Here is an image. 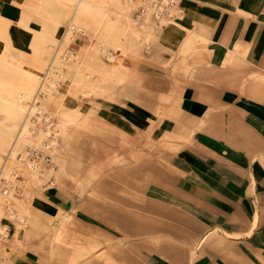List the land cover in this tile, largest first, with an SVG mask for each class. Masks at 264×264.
<instances>
[{
    "label": "crops",
    "instance_id": "crops-1",
    "mask_svg": "<svg viewBox=\"0 0 264 264\" xmlns=\"http://www.w3.org/2000/svg\"><path fill=\"white\" fill-rule=\"evenodd\" d=\"M38 3L0 0V15L11 20L18 45L22 7ZM170 7L171 22L157 32L154 58L139 57L141 48L128 59L137 79L124 87L135 95L84 102L98 125H106L92 136L121 129L126 138L138 137V149L119 153L128 164L131 156H147L142 145L154 143V180L145 185L150 200H122L117 219L99 208L74 209L54 190L36 200L38 218L27 219L30 236L48 237L76 220L82 249L90 254L78 264H109L99 255L115 260L119 251L122 264H264V0H171ZM193 34L205 40H192L184 53ZM175 76L180 89L164 100ZM169 142L176 147L165 146ZM27 247L22 263L48 264L46 255L34 258L37 250Z\"/></svg>",
    "mask_w": 264,
    "mask_h": 264
},
{
    "label": "bare ground",
    "instance_id": "bare-ground-1",
    "mask_svg": "<svg viewBox=\"0 0 264 264\" xmlns=\"http://www.w3.org/2000/svg\"><path fill=\"white\" fill-rule=\"evenodd\" d=\"M144 2L39 0L35 8L23 6L17 23L31 31L30 52L35 62L30 68L25 65V53L13 47L9 31L11 20L0 15V38L3 40L0 112L5 119L0 122V160L6 157L2 160L4 164L14 163L20 153L23 157L28 156L31 147H43L51 154L48 166L42 160L35 163L29 160L25 173L27 175L31 170L30 174L38 182L51 176L59 179L71 162L74 142L96 129L106 130V125H98L93 109L82 111L80 101L95 102L102 94L117 92L115 88L121 84L132 86L136 82L137 74L128 65V59L131 54L140 53L143 45L156 39L162 27L159 23L156 26L148 23L150 12L146 8L143 10L145 17L139 20L141 23L133 19L132 10L138 5L143 6ZM162 3L154 11H161L164 15L162 22H166L169 18L165 14L170 11L171 0H163ZM88 31L95 36L96 43L85 46L77 38ZM194 39L205 40L200 35L189 36L182 49L184 53L191 50ZM68 48L73 50L67 51ZM180 86L175 76L171 92L162 98L170 100L172 91ZM32 116L45 119L46 127L33 123ZM50 118L53 126L49 124ZM113 132L125 141L127 134L123 130L115 129ZM165 146L176 147L170 142ZM22 167L19 164L18 168ZM18 168L13 169L12 178ZM15 191V188L10 191L4 188L2 194L11 198ZM27 209L22 207L18 215L23 222L27 221V214H31ZM5 231L0 225V233ZM15 235L14 245L20 242Z\"/></svg>",
    "mask_w": 264,
    "mask_h": 264
},
{
    "label": "rangeland",
    "instance_id": "rangeland-1",
    "mask_svg": "<svg viewBox=\"0 0 264 264\" xmlns=\"http://www.w3.org/2000/svg\"><path fill=\"white\" fill-rule=\"evenodd\" d=\"M162 1L163 0H145L143 3L146 10L150 12L148 23H153L156 26L157 22L159 26L163 27L171 22L170 17L167 16V12L165 17L169 19L166 22H162L164 16L161 14L162 12L159 10L156 12L154 11L155 7L163 4ZM143 6L140 7L143 8ZM131 14L133 19L140 23L141 21L139 20L145 17L139 5L134 7ZM156 14L159 15L160 20L155 18ZM70 15L71 13L69 16ZM16 32L19 38H21L20 40H22V45L13 42V47L25 53V65L27 68H30L35 62L30 52L32 50L30 45L31 31L27 29H18ZM10 34L11 37L14 36L12 30ZM77 39L85 46L96 43L95 36H92L89 31L79 35ZM158 47L156 39L151 40L149 43L143 45L141 50L142 54H140L139 57L144 56V58H146V55H150L151 58H154V54ZM2 50L3 40L0 38V52ZM71 50L73 49L68 48L67 51ZM104 59L107 61V57L104 56ZM162 66L166 69L170 67L169 62H164ZM115 89L117 90L118 86ZM136 92L134 88L130 90L125 88L124 84H121L117 92L102 94L98 96L97 99L100 97L116 99L118 95L122 97H132ZM146 97L148 100H151L150 102L153 104L155 100L154 94L148 93ZM75 104L76 102L72 105ZM80 104L83 112L89 109V105H84V102L80 101ZM151 109L155 111V109ZM2 121H5V119L3 113L0 112V122ZM32 121L43 128L46 127L44 124L45 119L40 120L37 116H32ZM49 122V124L53 126L52 118H50ZM89 135L81 137L74 142L71 162L66 169L67 171L64 172L59 179H55L54 176H51L42 182H38V179L30 174L31 170L28 171L26 175L25 168L29 160L33 163L42 160L43 162L45 161L44 164L48 166L51 161V154L43 147L29 148L28 156L25 157H23L21 153L18 154L14 163L9 161L7 164H4L2 160L6 157L0 160V212H2L0 216V225L2 228L6 229L5 232L0 233V262L4 261V264H24L22 263L23 260L29 257L26 251L28 249V244L29 247L31 245V248L38 252L36 253L34 251L36 253L33 255L34 258L41 259V257L46 255L45 260L48 264H68V259L73 254L75 255L73 264H78L83 257H88V255H90L86 253L87 249L86 251L82 249L84 242H82V237L80 236L81 226L76 220L65 223L64 226L56 231L58 233L52 230V233H49L48 237H41L39 239L31 237L32 233L30 230H32L31 228L33 227L32 222L28 220L23 222V219L18 217L22 207L26 206L28 208V213L31 212V214H34V216L38 218L39 211L35 208L36 200H39V197L42 198L49 193L52 194L54 190H57L64 198L70 200L73 203L72 206L74 209L81 210L80 208H82L86 212V210L89 211L90 209L97 211L99 208V212L114 214L117 219H121L122 217V200H136L135 202H138V200H150L146 196L147 188H145V185L154 180V154L156 153V149L152 146L154 143H149L151 142L149 140L147 145H142V153H147V156L143 157L141 161L137 154L134 157L131 156L132 162L128 164L130 159L122 154H124L126 151L125 149L129 146H134L138 149V137H128L125 141H122L121 137L119 139V135H116V133L111 134L112 136H107L105 132H100V134L94 136ZM119 153H122V156H120ZM158 162L159 169L164 170L165 163H163L162 160ZM19 164L23 165V167L18 168ZM124 164L127 165L124 166ZM14 168H18L19 170L15 173V177L13 176L12 178L11 175L14 174ZM166 171L165 169V172ZM4 188L9 191L11 188H15L16 191L13 192L14 196L8 198L2 194ZM122 188L125 189L122 190ZM107 203L110 204L107 205ZM71 211L74 212L75 210ZM132 211L137 213V206L132 208ZM29 216L30 214H27L26 218L28 219ZM35 223L38 224L37 221H35ZM40 223L42 224L43 222L40 221ZM15 234L18 235L20 242L14 245L16 239ZM59 234L61 236L57 238ZM70 242H75V244H70ZM121 254L122 251L115 252V260L111 257L108 259L109 255L106 253H102L99 256L109 264H122V262L118 260Z\"/></svg>",
    "mask_w": 264,
    "mask_h": 264
}]
</instances>
